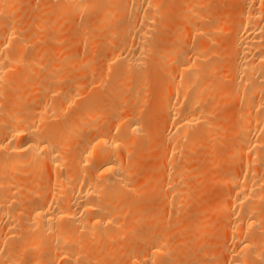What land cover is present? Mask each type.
<instances>
[{"label":"bare ground","instance_id":"obj_1","mask_svg":"<svg viewBox=\"0 0 264 264\" xmlns=\"http://www.w3.org/2000/svg\"><path fill=\"white\" fill-rule=\"evenodd\" d=\"M7 1L8 0H6V2ZM10 1L11 0H9L6 7H0V13H3L2 16L5 15L4 18L0 20V264H78V259L84 254L79 251V253L75 252L72 247L76 245H78L77 247L84 246V243L82 245V241H80L83 238L80 236L84 235L86 237V234H88L92 237H89L91 241L93 239H98L102 234H106V236L109 234V238L111 234L117 232L120 227L118 219L123 215L126 205L124 206L123 204L119 206V201L122 202V200H126L125 198L130 196L128 193L130 191L128 190L127 192V189L137 180L134 175L137 169L141 167L140 164L134 162V160L130 158V150H127L129 153H125L124 141L131 136V139L136 137L137 141L134 138L135 142H138V138L142 137L139 132L140 124L138 116L141 113L139 109H141L144 104L143 102L137 103L138 106L135 109L125 110L122 116H118L116 119L109 121L106 126L103 125L104 127L102 126V120L98 124L93 123V121L98 118L97 113H95V107L92 106L93 102L91 105H81L80 111H77V113H74L72 116L68 115L66 118L65 112L73 107L76 100L79 99L78 96L81 94L79 90L82 86L80 82H75L71 85L67 83V85L62 88L60 83L64 80H68L67 82L73 80L74 76H72L73 72L71 74V69H76V67L80 65L82 67V61L79 59L81 56L78 60H74L75 57L70 61H68L69 58L65 60L63 57L64 55L61 56L60 59L56 58L57 61L52 56L55 61L41 73L40 78L42 79V83L30 93H34L32 95L33 97L29 99L26 98V94L29 93L27 92L25 94L23 86L21 87L19 85L16 87L14 84L15 87L13 88L12 86L13 89L9 87L11 90L6 94L5 88L3 89L4 91L2 88L8 87L10 81H13L10 77H14L16 73L14 69L16 68L17 70V66L21 65V69L25 70L23 67L26 64L28 65V63L39 64V67H44L45 63L42 61L43 51L39 48H37L36 52H34L29 59L26 57L27 60H25V58L23 59L25 56L23 52H25V49L31 44L32 40L30 39V41L29 38L22 37L21 31L24 29V24L19 23L18 20L15 19L18 18V16L12 18L6 15H10L11 11L15 8L13 4L14 1L12 0L11 3ZM79 1L81 0H64L65 4L67 3L70 5L69 7L72 6V10L75 12L84 11V13H89L92 11H99L98 26L100 28L107 26L116 18L119 19L123 17L121 25L118 28L109 27L107 36L105 35L106 40L103 46L108 49V54L101 58L103 60L101 63L104 67L103 71L101 73L99 71H94L96 70L93 69L94 67L87 65V68H84L85 71L80 72L83 76L85 75V77H87L86 74L93 73L97 80L94 81L95 84L101 83L102 77L109 72L112 73L110 70L113 68L114 80L119 78L118 76L122 73H125L127 74L126 79L123 78V80L125 79L126 81L125 86L129 84L128 82H132L133 84H129L130 87V85L137 83L136 80H134V82L132 81L133 77L131 74L136 70H140L144 63L146 65L150 58L153 59L157 57L160 60V56L161 58H165L168 64H171V62L174 63L172 65L173 70L171 68L172 73L170 72L169 76L166 79L164 78V83H162V85L164 84L163 89L161 88L163 90L161 92L164 93H162L160 97L159 112L165 115L166 120L164 119V121L167 122V125L164 132L161 134L158 133L159 145L162 144L163 156L153 173L155 174V176L153 175L156 179L155 182L157 181L158 183V180H160V188L162 190L167 189L169 194H171L170 198H168L169 196L166 197V200L168 198L167 201L169 204L177 199L178 192H180V190L178 191V188H180L178 179L184 174H182V168L180 169L179 167L173 170L174 166L171 167V163L168 166L169 159L174 157L178 151L176 142H179L180 138H183V140L185 139L188 141V148H192L191 146L197 144L198 138L203 139L211 134V129L214 128L213 126H215L217 122L213 119L211 120L210 117L216 114L213 112L218 108L217 105L219 104L220 107H222L221 104H223L217 98L221 97L223 100H229L230 98L231 101H235V104L236 102L237 104L238 102L243 103V108L240 107L241 111H239L237 116L235 115L237 118H235V121L233 120L234 122L232 121L235 124L233 126L234 128H236L237 125L239 127H237L238 129L235 131V139L233 138L235 145L231 142L234 146L230 149L228 154L231 156V161L218 162L220 163L219 167L222 165V169L220 170L223 171L214 173L216 176L214 175L215 177H213L220 185L219 187L222 186L224 189L221 204L216 208L220 213H224L226 217V223L224 226L222 225L224 230L220 234V236L224 235V240L222 239L223 245L221 246L223 250L222 253L226 256L225 261L222 263L264 264V10L261 9L262 7H259V3H261V5L263 3L259 2V0H243L242 7L235 18H233L235 28L231 31L232 33L230 32L233 37L230 35L232 40L230 39L231 43L228 42L230 45L227 49L228 54L230 53L234 56L231 71L234 73L235 78L226 85H222L224 81L223 78L219 79H222V82H215L216 80H213L216 84L210 85L212 82L207 81L204 75H207L209 72L211 73V70L214 68H205L202 61L208 55L215 54V52L211 50L208 51L204 44L206 41L211 40L210 33L213 32L212 30L216 29V26L214 29L212 23H208L212 24V26L209 25L210 28L204 26L208 25L207 23L203 24L204 20L201 17H204V15L201 14L200 17V12L198 11L200 9L196 10V8L193 7L194 2L197 3V1H187L188 3L186 6L188 8H185L188 10L186 9L185 11L184 19L189 20L190 18L191 21L189 20L190 23H186L187 28L183 25L180 26L177 33H175L174 40L171 39L173 42H183L185 35L189 34L188 36L191 37L190 41L193 39L196 43L186 48L187 50L178 49L172 47V45L169 46L170 41L167 45L164 44L165 41H160L161 45L163 42V45L166 46L158 48L159 45L156 44L157 38L155 40L152 31V22L155 18L154 15L161 13L158 12L160 7L158 8L159 1L157 0H104L99 4L93 0L89 1V3H87V1L85 5L79 3ZM15 3H18V1H15ZM131 7L132 10L128 12V9H131ZM196 7L198 8V6ZM194 10H196V12ZM73 11L72 13H75ZM197 11L199 12V17L197 16ZM21 14L19 17H21ZM200 20L203 22L198 23ZM86 23L89 24V22ZM222 23L223 21L220 25ZM28 24L31 25L32 23L28 22ZM222 27L223 26H221V28ZM42 28L43 27L40 28V31H42ZM221 28H218V30ZM84 30L86 29L84 28ZM37 31H39V29L35 28V32ZM160 31L158 33H160ZM215 31H217V29ZM159 35L162 37V34ZM212 35L214 36L213 33ZM27 37H29V35H27ZM89 39H92V36ZM212 40L216 41L218 39L212 38ZM170 43L173 44L172 42ZM213 43L216 44V42H212V44ZM95 45L94 42V46ZM96 46L98 47V45ZM70 48L71 47H67V49ZM78 48H80L79 45ZM93 49V51H96L95 48ZM64 50L65 48L62 52H64ZM206 50L208 52V54L206 52L207 55L205 54ZM49 53L51 52L49 51ZM58 55H60V52ZM73 55H70V57L72 58ZM45 57L49 58L47 55ZM62 59L64 61L58 62ZM24 62L27 63L25 64ZM56 62L58 63L56 64ZM83 62L84 64L86 63L85 61ZM24 70L21 71L24 73L26 71ZM32 70L36 71L37 69ZM93 71L96 72V74H94ZM130 72L132 73L129 75ZM28 73H30V75L33 74L31 71H28ZM37 73L39 74L40 71L36 72V75ZM28 76L29 75H27V77ZM28 78L26 80H28ZM18 80L20 81V79ZM209 82L211 83L209 84ZM12 83H14V81L11 82V84ZM121 87L124 88V86ZM129 87L125 89L128 90ZM131 87L133 88L134 86ZM236 88L238 91H235L234 96L231 95V92ZM118 89H120V86ZM213 89H215V91L220 89V94L210 95L209 91ZM12 91L13 93H11ZM123 91L124 89L122 92ZM136 95L137 90L135 89L132 91L130 97H133L135 100L137 98ZM141 95H144V93ZM212 95L213 98L211 97ZM89 98L86 99V102ZM80 101L77 100V102ZM125 101L126 99H119L116 106L122 105ZM135 102L136 101L133 103ZM140 103L142 105H140ZM110 108H112L111 105ZM114 109L116 110L117 108L115 107ZM118 110H116L117 113L119 112ZM82 112L86 113L82 114ZM67 113L69 114L70 112ZM71 114L72 113H70V115ZM63 117L64 120L62 119ZM221 118L223 117L221 116ZM216 119H219V117H216ZM223 120L224 123L226 120L225 118ZM122 121H125V123L122 124ZM86 124L89 125L87 128H90V130L88 133H84V135L80 133V130L82 129L81 127ZM100 124L103 128H101ZM228 125L233 124L228 123ZM87 128L84 130L86 131ZM84 130L82 132H85ZM146 133L148 134L145 130V134ZM226 133L228 134V130ZM138 135H140V137H138ZM151 136H153L152 133ZM210 138L212 139V137ZM128 140L126 142H130ZM229 140L231 141V138ZM140 141L141 143L143 142L142 140ZM132 142L130 144L134 145L133 143L135 142ZM231 143H229L230 146L232 145ZM136 144L139 143H135V145ZM71 148L75 149V153L73 154L72 151L71 153L73 155L71 158L68 156L67 160L64 153L69 149L67 153L70 154ZM137 148L139 149L140 147H136L135 149ZM138 152L140 151L138 150L137 154ZM141 152L144 151L141 150ZM139 155H141V153H139ZM133 157H135V154ZM28 167L31 171H34L30 172V176L31 173H33L36 178H38L37 175H35L37 172L41 173L43 171L44 173L46 169L59 175L50 172L49 178L46 174L48 178L46 181L42 179L44 181L43 184L38 185L36 183L37 187L35 188V184L34 186L32 185L33 183H27V186H25V182L21 180V176L25 174L23 172L26 171L25 169H28ZM62 169H65V173L63 172L64 174H60L63 171ZM163 169L164 171H162ZM57 170L60 173H57ZM189 171H191L190 168ZM26 173L28 172L26 171ZM17 174H20L19 177ZM51 174L53 175L52 177ZM154 177H152L153 179L151 178L153 181ZM36 178L34 177V180H36ZM31 179L33 180V178H30V180ZM151 179L150 181H152ZM147 180L148 179H146V181ZM122 190L129 195L119 200L121 195L124 194ZM184 190H186V188ZM216 193L220 195L218 190ZM181 194L183 193H180V195ZM159 195H161L160 192L157 198ZM33 197L36 198L34 201L31 200L33 203L27 201L29 205H23L26 203L25 200H29ZM161 197L162 195L158 199L164 198ZM128 198L130 200V197ZM220 198L219 201L221 200ZM162 202L166 203V201ZM123 206L125 209L122 212L120 207L124 208ZM155 206L157 205L155 204ZM136 210L138 211V207ZM127 211L128 210L125 212ZM145 216L144 218L146 219ZM140 217L142 216H140L139 212L133 213V216L131 215V218L135 220ZM147 226L149 227L150 225H146V227ZM130 227L132 228V225ZM200 227L201 226L194 230L195 234L198 235L203 232ZM76 235L80 236L77 237ZM79 237L81 239L78 240ZM150 237H152V235ZM143 241L145 244H149V242H152V238L147 237V239H143ZM162 243L159 244V246H149L147 251L144 252V254L142 253L143 255H134L130 257L128 261L131 264H140L141 262L156 264V259L158 257H164L165 253H167L166 247L160 246ZM120 261L119 263H123ZM159 264L172 263L160 261Z\"/></svg>","mask_w":264,"mask_h":264},{"label":"rangeland","instance_id":"obj_2","mask_svg":"<svg viewBox=\"0 0 264 264\" xmlns=\"http://www.w3.org/2000/svg\"><path fill=\"white\" fill-rule=\"evenodd\" d=\"M11 1H10V3H11ZM13 1H14L13 2L14 7L16 9L14 8L15 10L13 9V11H11L10 15H8V14H6V15L11 16L12 18H15L18 16V18H15V19L18 20L19 23L24 24V29L22 30L23 32L21 31L22 37L29 38V40L31 39L33 42V43L31 42V44H29L27 46V48L25 49V52H23V55L25 54L23 59L25 57L27 59H29L32 56V54H34V52H36L37 48H39L40 50L43 51L42 61L45 63H44V67H42V66L39 67V64L28 63V65H29L28 66L26 64L27 62H24L26 65L23 68H25V70L27 72L24 69H21V67H20L21 65L17 66V70H16V68L14 69L16 72L14 77H12V76L10 77V79L12 78L14 83L11 84V82H13V81H10V85L8 87L6 86V87L2 88V90L5 88V90H6L5 93L7 92L6 94H8L9 90H11L9 87L12 88V86H13V88H14L15 86L18 87L20 85L21 87L23 86V89H25V91H24L25 94L27 92L29 93V94H26V98L29 99V98L33 97L32 95L34 93L33 94H30V93H32L33 89L39 87V85L42 83V79L40 78L41 73H43L45 71V69H47L50 65H52L56 58L60 59L61 56L64 55L63 57L65 58V60H67L69 58L68 61H70L71 59H74L75 57L76 58L74 60H78V58L81 56L79 59L82 61V67L80 65V66L76 67V69L75 68L71 69V74L73 72L72 76H74L73 80L69 81V82H67L68 80L67 81L64 80L65 82L63 81L60 83L62 88L65 87L67 85V83L71 85L75 82H80L81 86H82V87H80V90H79V93H81V94L78 96L79 99H77L78 101H80V100L81 101L77 102V100H76V103L73 105V107L74 108L76 107V108L74 109L73 107H71L70 109L72 111L69 109L65 112L66 118L68 117V115L72 116V115H74V113H77V111H80L81 105L82 106L91 105L93 102L92 106L95 107V110H96L95 113H97V117H98V118L96 117L98 120L95 119L93 121V123L98 124L102 120V126L103 125L106 126V124L109 121L116 119L118 116H122V114L125 110L133 109V108L135 109L138 106L137 103L143 102V104H144V105H142L140 103V105H142V107L140 106L141 109H139L141 111V113H140L141 115L139 114V116H138L139 124H140L139 132H140V135L142 137L138 138L139 139L138 142H135V139L137 141L136 137H133L132 139H134V138L135 139L132 140L131 136L129 138H126L124 141L125 153L130 152L129 153L130 158L132 160H134V162L140 164V166H141L137 169V172H135V175H134L138 181L137 180L134 181L131 184V186L127 189V192H128V190L130 191V192H128L130 194V196H128L129 194L124 193V191L122 190V192L125 194V196L122 193L123 195H121V197L119 199V200H122V198L128 196V197H130V200L128 197L125 198L126 200H122V202L118 200L120 203L119 206H122L123 204H124V206L126 205L125 206L126 209L124 206H123L124 208L120 207L122 209V212L124 211V209H125V211L126 210H128V211L127 212L124 211L125 213L123 212V215L120 216L121 218L119 217L120 219H118L119 220L118 224L120 227L118 228L117 232L112 233L113 236L111 234V236L109 238H108L109 234L107 236H106V234H104L105 236L102 234L101 237L99 236L98 239H93L92 240L93 242H92L89 239V237H91V236H89L88 234H86V237L84 235H82V236L78 235V236L83 238V239H81L79 237L78 240L81 239L80 241H82L81 242L82 245L84 243V246H82V247L81 246L77 247L78 245H76L75 247L74 246L72 247V249L75 252L79 251L80 253L84 254V255L80 254L83 256L79 255L80 259H78V264H90L91 262L93 264H99V263L100 264H128V263L131 264L128 261V259L130 257H132L134 255L141 256L144 254V252L147 251L149 246H154V245L159 246V244H161L162 242L164 244L162 243V245H160V246L164 247V248L166 247L167 253H165L164 257L163 256L160 258L158 257L155 261L156 264L157 263L159 264L160 261H168V262H171L172 264H225V263H222L223 261H225L226 256L224 253H222L223 250H222V246H221V245H223L224 235L220 236V234L224 230L223 226L226 223L225 222L226 217H225L224 213H220L219 210L216 209L221 204L224 189L222 186L219 187L220 185L215 181V179L213 177L216 176L214 173H218V171H220V172L223 171V170H220V169H222V165L219 167L221 162L231 161V158H230L231 156H229L228 154H229L230 149L235 145L234 144V139H235L234 136L236 133L235 131H237V129H238L237 127H239L236 124L237 127L234 128L233 126L235 124L233 122L235 121V118H237L236 116L239 113V111H241L240 107L243 108V103L238 102V104H237V102H236V104H235V101H231L230 98H229V100H227V99L223 100V98H221V97L217 98L218 97L217 96L216 98L219 99L220 102L223 104H221L219 102L222 106V107H220V105L218 104V101H219L218 100L217 101V104H218L217 107L218 108L215 110L216 112L215 111L213 112L216 114L212 115L213 118L210 117L211 120L213 119L215 122H217L216 125H219V126H216V125L213 126L216 129H214L212 127L214 129V130L211 129L213 133L210 130L211 134H209L210 132L208 133L210 136L208 135V137H206L207 139L203 138L204 139L203 140V139L198 138L197 144L194 146H191L192 148H188L189 147L187 144L188 141L185 139L183 140V138H180V141L176 142V145H178V146H176L178 151L176 152L174 157L169 159L168 166L171 163L172 164L171 167L174 166L173 170H175L179 167H180V169L182 168V174L184 173L185 175L183 174V176H181V178L178 179L179 184H180V186H179L180 188H178V191L180 190V192H178L177 199H175L176 201L173 199L174 201H172L169 204V202L167 200H168V198H170L171 194H169L167 189L162 190L160 188V180H158V183H159V186H158L157 181L155 182V180H156L154 177L155 174H153V173L155 172V170H156L155 168L158 166V164H159V162L163 156L162 144L159 145L160 143L158 140V136H159V134L164 132L165 127L167 125V122L164 121V119L166 120L165 115H163V113L159 112L160 111V109H159L160 97H161V94L164 93V92H161V91H163L162 89H163V85H164V84L162 85V83H164L163 81L169 76L170 72L172 73V70H173L172 65L174 63L171 62V64L170 63L168 64L166 59L161 58L160 56H159L160 60L157 57H154L153 59L150 58V60H148V63L146 65L144 63L143 67L140 70L134 71L133 72L134 74L132 72L129 73V75L132 73L131 74L133 77L132 81L134 82V80H136L137 81L136 84H138V85L134 84V85H130V87H129V84H133V83L128 82L129 84H127L125 86V82H126L125 79L127 77V74H125V73L124 74L122 73L121 75L118 76L119 78L114 80V78H113L114 77V75H113L114 69L113 68L110 70V71H112V73L109 72V70H108L109 73L106 74L107 76L104 75L102 77L101 83L95 84L94 81H97V80L95 79L93 73L86 74L87 77H85V75L83 76L82 73H80V72L85 71V69L87 68V65H89L90 67H94L93 69H96L94 71H99L100 73L103 71L104 67H103V64H101L103 60L101 58H103L105 55L108 54V49L103 46L105 43V40H106L107 30L109 27L118 28L121 25V23L123 22L122 21L123 17H120L119 18L120 20L116 18L115 20H113V22H110L107 26L102 27L103 28L102 29L98 26V17H99V13H100L99 11H92L89 13H84V11L83 12L82 11L75 12L72 10V6L69 7L70 5H68L67 3L65 4L64 0H63V2H62V0H13ZM15 1L16 2L18 1V3H15ZM89 1H93V0H86V1L81 0V1H79V3L85 5V3L86 2L89 3ZM94 1H96L99 4L104 0H94ZM157 1H159L158 2V8L160 7V10L158 9V12H161L160 13L161 15L159 13L154 15L155 18L153 19V22H152V28H153L152 31H153L155 40L157 38L156 44L159 45L158 48H160L161 46H166L169 41L173 43V44H171L169 42V44H170L169 46L172 45V47H176L178 49L184 50L188 47L193 46V43H196V41H194L193 39L190 41L191 37L188 36L189 34L185 35L183 42L182 41H176L178 43L173 42L175 35H176L175 33H177L178 28L182 25L186 26L191 21L189 17H187V18H189L190 21L188 19H184L185 18L184 15H185L186 9L188 8L186 6L187 3L190 1H193V0H161V1L157 0ZM195 1H197V3L194 2L195 6L193 5V7H195L196 10L200 9V10H198L200 12V17H201V14L204 15V17L202 16L201 18H203V20L205 22L204 23L203 21H201L202 19L200 18L201 20L198 23H201V22H203V24L212 23L213 29L215 28V26L217 29V31H215L216 29L212 30V28H211V30L213 32L210 31L211 32L210 33L211 34V36H210L211 40L210 41L216 42V44H214V43L212 44V42H210V41H206L204 44L206 46L205 48L208 51L211 50V51L215 52V54L213 53L211 55H208L202 61V64L205 68H207V67H213L214 68L213 70H211V73L209 72L210 74L208 73L207 75H204V78H206L207 81H211L212 83L214 82L213 80H216L215 82H222L224 80L222 85H226L227 83L232 82L235 78L234 73L231 71V67L233 64L232 60H234V56L230 53L228 54L227 49L229 48V45L231 43L230 41L232 40V37H233V35H231V33H232L231 31H233L234 30L233 28H235V24H234L235 22L233 21L234 20L233 18H235L236 14L238 13L240 8L242 7L243 0H195ZM259 2L263 3L262 5H261V3H259L260 4L259 7L260 8L262 7L261 9L264 10V0H262V1L259 0ZM8 3H9V0L7 2H6V0H0V4H1L0 7L4 8V7H6V5ZM20 4H21V6H20ZM159 5H161V6H159ZM18 6H20V7H18ZM196 6H198V8ZM185 7H187V8H185ZM19 9H20V11H19ZM131 10H132V7H131V9L130 8L128 9V12H130ZM196 10H194V11L196 12ZM72 11L75 13H72ZM198 11H197V13H198L197 16L199 17ZM2 14L3 13L1 12L0 13V20H2L5 16V15L2 16ZM20 14H21V17H19ZM158 14H159V16H158ZM210 20H211V22H210ZM78 21H80V22H78ZM217 21H220V22H217ZM222 21H223V23L220 25V23ZM28 22L29 23L31 22L33 24V26H32V24L31 25L28 24ZM86 22H89V24ZM27 24H28V26H27ZM212 24H208V25H204V26L209 27V25L212 26ZM35 25H38V26L41 25V26L38 27ZM197 25H199V24H197ZM221 26H223V27L221 28ZM25 27H27V28H25ZM41 27H43L41 29L42 31H40ZM217 27L221 28V29L218 30ZM35 28L39 29L40 32L39 31L35 32ZM84 28L86 30H84ZM183 28H185V27H183ZM186 28H187V26H186ZM159 31H160V33H158ZM225 31H227V32H225ZM187 33H189V32H187ZM212 33L214 34V36L212 35ZM159 34H162V37ZM27 35H29V37H27ZM91 36H92L93 40L89 39V38H91ZM212 38L213 39L215 38L218 40L214 41V40H212ZM158 39H159V41H158ZM171 39H173V40L171 41ZM186 39H187V41H186ZM160 41H165L164 44H166V45H163V42L161 45ZM94 42L96 45H98V47L96 45L94 46ZM179 42H180V44H179ZM228 42H230V43H228ZM101 43H103V44H101ZM90 44H91V46H90ZM207 44H208V46H207ZM78 45L80 46V48H78ZM67 47H71V48L67 49ZM44 48H45V50H44ZM64 48H65V50H64V52H62ZM93 48H95L96 51H93L94 50ZM207 50L205 51V54H206ZM49 51L51 53H49ZM80 51H81V53H80ZM59 52H60V55H58ZM92 53H94V54H92ZM51 54H53V55H51ZM207 54H208V52H207ZM46 55L49 58H46L45 57ZM70 55H73L72 58L70 57ZM52 56L55 59H53ZM26 58H25V60H27ZM57 59H56V61H57ZM63 59L58 61V62L64 61ZM83 61H85L86 63L84 64ZM58 62H56V64ZM31 65L33 68L31 67ZM159 65H161V66H159ZM171 68H172V70H171ZM32 69H34V70L37 69V70L33 71ZM78 69H80V70H78ZM21 70L22 71L24 70L25 71L24 73L29 75L28 76L29 78ZM28 71L33 72V74H31L32 77H31L30 73H28ZM39 71H40V73L39 74L37 73V75H36V72H39ZM99 72H97V73H99ZM94 74H96V72H94ZM79 75H81V76H79ZM89 76H90V79H89ZM23 78H24V80H23ZM27 78H28V80H26ZM123 78H125V79L123 80ZM220 78H223V80L222 79H221L222 81L219 80ZM16 79H17V81H16ZM18 79H20V81ZM85 81H86V84H85ZM159 82H161V83H159ZM211 82H209V84ZM215 82L213 84L211 83L210 85L216 84ZM92 83H94V84H92ZM89 86H90V88H89ZM119 86H120V89H118ZM121 86H124V88H122ZM131 86H134L133 87L134 89ZM128 87H129V89L126 90ZM123 89H124V91L122 92ZM135 89L137 90V95H136L137 98L134 100L133 97H130V96L132 95V91H134ZM213 90L215 93L213 92ZM213 90H211L212 92L209 91L210 95L211 94H213V95H217V94L219 95L220 94V91H219L220 89H217V91H215V89H213ZM13 91H15V90H13ZM13 91L11 93H13ZM218 91H219V93H218ZM235 91H238L237 88L231 92V95L234 96ZM143 93H144V95H141ZM9 94H10V92H9ZM210 95H208V96H210ZM213 95L211 96L212 98H213ZM93 96L95 97V99ZM96 97H97V99H96ZM118 97H120V98H118ZM88 98H89V100H87V102H86V99H88ZM119 99L120 100L126 99L127 102L125 101V102H123L122 105L116 106ZM90 100H92V101H90ZM134 101H136V102L133 103ZM223 101H225V102H223ZM100 102H101V104H100ZM88 103H90V104H88ZM110 105L112 106V108H110ZM106 106H107V108H106ZM115 107L117 108L116 110L119 109L118 113L114 109ZM114 111H116V112H114ZM67 112H70L72 114L70 115V113L68 114ZM83 113H86V112H82V114ZM115 113H117V114H115ZM221 116L223 118H221ZM216 117L217 118L219 117V119H216ZM224 118L226 121L223 123ZM62 119L64 120V117ZM220 119H221V121H220ZM121 123L124 124L125 121H122ZM228 123L229 124L232 123L233 125H228ZM87 124L83 125L81 127L82 129L80 130V133L86 134L89 132L90 128L89 129L87 128L89 126ZM100 126H101V124H100ZM102 126H101V128L104 127V126L103 127ZM143 127L145 128L146 132H148V134L147 133L145 134V130ZM86 128L88 131L84 130ZM224 128H226V129H224ZM156 129H157V131H156ZM83 130L85 132H82ZM227 130H228V134L226 133ZM230 131L233 133H231ZM151 133L153 136H151ZM140 135H138V137H140ZM229 136H231V137H229ZM210 137H212V139ZM230 138H231V141L229 140ZM150 139L152 142L150 141ZM127 140L130 142H126ZM131 140L133 142L139 143V144L135 145V143H133ZM140 140H142L143 142L141 143ZM154 141L156 142V144ZM131 142L134 145L130 144ZM231 142H233L234 145ZM229 143H231L232 145L230 146ZM126 145H128V146H126ZM180 145H182V146H180ZM141 146H142V148H141ZM133 147H135V148L140 147L139 149L137 148L140 152H138V154H137L138 150L133 148ZM71 149H70V154L67 153V152H69V149L66 150L67 151L66 153H64V156L67 158V160H68V156L71 158V156L75 153L74 152L75 149L74 148H71ZM131 149H132V152H131ZM140 149L142 151H144L145 153L141 152ZM127 150H130V151L128 152ZM139 153H141V155H139ZM134 154H135V157H133ZM228 156H229V158H228ZM66 158H65V160H66ZM70 158H69V160H70ZM218 162H220V163H218ZM147 166H149L150 168ZM146 167L149 168L151 172ZM189 168L191 171H189ZM25 170L28 173H26V171L23 172L25 174L20 173V174H22L21 180L23 182H25V186H27V183L28 184L33 183L32 184L33 186L35 184L34 188L37 187V184L38 185L43 184V182L46 181V179H48L50 177V172H52V174H56L55 172L53 173V171H51V170L49 171V169L48 170L46 169V172H44V173H43V171L41 173L37 172L35 175H37L38 178H36V176H34L33 173H31V176H32V174H33V176L32 177L30 176V172H32L33 170L31 171V169L29 167H28V169L26 168ZM62 170L63 171L61 173L58 170L56 172L60 173V174H64L65 169H62ZM162 171H164V169ZM185 171H186V173H185ZM20 174H17L18 177ZM46 174L48 175V178H47ZM52 174H51V177L53 176ZM56 175H59V174H56ZM34 177L36 178V180H34ZM140 177L142 178V180ZM152 177H154V181L152 180L153 179ZM182 177H184V178H182ZM30 178H33V180L32 179L30 180ZM146 179H148V180L146 181ZM150 179L152 181H150ZM28 180H29V182H28ZM37 180H39V181H37ZM215 183H216V185H215ZM32 185H30V186H32ZM25 186H24V188H25ZM184 187L186 188V190H184L185 189ZM157 188H158V193H157ZM217 190H218V192H220V195H219V193H216ZM159 192L162 195V197H164L165 199L161 197L162 199L159 200L158 198L161 195H159L157 198V195L159 194ZM180 193H183V194L180 195ZM166 197H168L167 200H166ZM219 198L221 199L220 201H219ZM157 199H158V202H157ZM31 200L34 201V200H36V198L33 197L29 200H25L26 203L23 201L25 203L23 205L28 204ZM161 200L166 201V203L162 202ZM27 201H29V202H27ZM33 201H31V202L33 203ZM125 202H126V204H125ZM177 203H179V204H177ZM155 204L157 206H155ZM30 205H31V203H30ZM158 205H159V208H158ZM137 207H138V211L136 210ZM139 209H141V210H139ZM137 212H139L140 216H142L143 218L140 217L137 220L132 219L131 215L133 216V213L135 214ZM222 214H223V216H222ZM144 216L146 217L147 220L144 218ZM147 217L149 218V220ZM130 220H132V221H130ZM198 220H199V222H198ZM223 222H224V224H223ZM131 225H132V228L130 227ZM146 225H150L151 227L150 226L146 227ZM194 225H196V226H194ZM199 226H201L200 228H202L203 232L201 234H198L199 235L198 236L197 234H195L194 230L199 228ZM202 226H204V227H202ZM134 227H135V229H134ZM129 228H131V229H129ZM136 229H137V231H136ZM151 235H152V237H150ZM105 237L107 240L108 239L109 240L107 241L105 239ZM147 237L152 238V242L151 243L149 242V244L148 243L145 244L143 241V239H147ZM221 237H223V238H221ZM217 238H219V239H217ZM100 239H102V240H100ZM98 240H100V241H98ZM138 240H140V241H138ZM81 249H82V251H81ZM220 253H222V254H220ZM93 255H94V257H93ZM103 257H105V258H103ZM82 259L84 262L82 261ZM120 259H121V261H120ZM85 260H86V262H85ZM92 260H94V261H92ZM119 261L123 262V263H119ZM140 264H151V263L141 262Z\"/></svg>","mask_w":264,"mask_h":264}]
</instances>
